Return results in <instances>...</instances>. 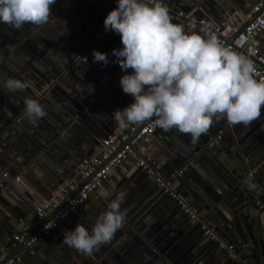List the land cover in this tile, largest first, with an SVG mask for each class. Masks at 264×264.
Masks as SVG:
<instances>
[{"label": "water", "instance_id": "95a60500", "mask_svg": "<svg viewBox=\"0 0 264 264\" xmlns=\"http://www.w3.org/2000/svg\"><path fill=\"white\" fill-rule=\"evenodd\" d=\"M252 1L165 3L173 10L191 12L198 20L208 17L219 22L238 10L245 12ZM115 7V0H56L43 25L25 24L17 30L0 24V243L24 221L17 209L19 202H34L3 175L21 174L39 183L50 200L83 160L94 154L100 141L119 128L111 113L132 102L119 86L125 73L112 62L116 59L112 50L122 46L120 36L109 31L107 39L96 43L105 16ZM187 23L186 32L200 34L199 26L189 32ZM89 48L108 54L107 66L94 63L91 53L71 70L75 59ZM86 63L89 72L84 69ZM9 77L27 81L29 87L9 92L3 87ZM26 96L43 105L44 117H26ZM241 126L225 119L216 121L195 144L188 134L174 129L176 136L163 146L170 159L162 169L163 175L165 170L170 176L182 171L173 180L176 189L189 194L192 206L224 242L234 246L238 259L210 241L200 224H192L178 203L158 189L155 177L135 167L134 174L110 192L126 196L121 205L122 227L109 241L91 254L61 242L48 255L36 250L39 259L32 264H264V201L255 185L256 177L264 179V113L244 126L248 127L245 136L238 134ZM134 153L151 165L138 151ZM99 199L103 203L100 214L108 201ZM26 245L19 244L10 257L20 255Z\"/></svg>", "mask_w": 264, "mask_h": 264}, {"label": "clouds", "instance_id": "9594fccd", "mask_svg": "<svg viewBox=\"0 0 264 264\" xmlns=\"http://www.w3.org/2000/svg\"><path fill=\"white\" fill-rule=\"evenodd\" d=\"M56 0H0V24L17 30L25 24L40 26L49 21ZM105 16V32L120 36L121 47L113 49L112 61L120 66L119 86L132 102L110 115L120 129L148 123L164 131L188 134L193 144L210 126L222 119L229 124L251 125L261 118L264 80L254 78L251 62L220 41L210 25L203 35L188 33L173 23L165 0H115ZM93 62L109 63L108 54L92 51ZM131 69V73L128 70ZM9 92H23L27 81L9 77L3 82ZM30 120L46 115L32 97L23 99ZM106 209L91 230L82 224L63 234L62 243L85 254L109 241L122 227L121 205L126 193L104 192Z\"/></svg>", "mask_w": 264, "mask_h": 264}, {"label": "built area", "instance_id": "2783aa9c", "mask_svg": "<svg viewBox=\"0 0 264 264\" xmlns=\"http://www.w3.org/2000/svg\"><path fill=\"white\" fill-rule=\"evenodd\" d=\"M168 9L172 22L183 25L188 21L187 24L192 29L200 27L201 35L204 26L210 25L220 41L251 62L255 70L254 78L264 80V53L261 49V38L264 35V0H256L239 19L233 22L228 19L219 22L207 18L198 20L192 13L176 11L169 7ZM108 35L109 32L103 30L97 35L96 43L107 39ZM92 49L82 52L73 62L71 70H75L79 63L89 58ZM160 130L150 127L147 122L129 124L126 128H119L113 135L101 140L97 154L84 159L75 173L58 188L50 200L34 206L33 217L12 237L13 247H0V264H23L24 260L20 255L10 257L11 252L19 244L27 243L26 247H33L51 237L54 232L61 231L68 217L81 210L89 200L97 196L109 178L127 164L136 165L147 175L155 177L158 189L178 203L181 210L189 216L191 223L200 224L204 235L209 237L210 241L216 243L220 250L226 251L232 258L238 259L234 246L224 242L216 229L209 226L199 211L192 206L190 198L176 189L173 180L181 175L182 171L171 177L163 175L165 158L158 157L157 149L153 146ZM222 135L221 132L218 138L220 139ZM135 150L146 157L151 165L140 159L134 153ZM3 177L12 187L20 189L23 181L21 174L12 177L9 173H5ZM83 184L85 186L79 191ZM76 192L75 197L65 204L69 196ZM62 205L64 206L55 212ZM53 213V217L48 221V217Z\"/></svg>", "mask_w": 264, "mask_h": 264}, {"label": "crops", "instance_id": "0c3cea01", "mask_svg": "<svg viewBox=\"0 0 264 264\" xmlns=\"http://www.w3.org/2000/svg\"><path fill=\"white\" fill-rule=\"evenodd\" d=\"M255 1L256 0H253L247 6V8L251 4H253ZM176 11H182V10H176ZM183 12H185V11H183ZM243 12H244L243 10L236 11L231 17L228 18V20L231 21V22L236 21L237 19L240 18V16L243 14ZM185 13H187V11ZM188 13H191V12H188ZM193 16H195V15H193ZM195 17L197 18V16H195ZM206 18L209 19L208 17H206ZM182 26L184 27L185 25L183 24ZM192 31H194V29L190 28L189 32H192ZM261 49H262V52L264 53V35L261 38ZM84 66H85V68L84 67L83 68L86 71L89 72V69H90L89 65L86 63ZM261 113L262 114L264 113V109H261ZM247 128L248 127L244 128V126H241V128H239L237 130L238 134L240 136H245L247 134V132H248ZM113 134H111V135H113ZM111 135H109V136H111ZM109 136H107V138ZM175 136H176V133L174 132V129H171L169 131H164V130L161 129L159 131V133L157 134L156 138H155L156 143L153 146H155L156 149H157L156 150V154L158 155V157H162V156L164 158L167 157L165 159L164 165L165 164H169L170 157L164 151L163 146H167L168 145L167 144L168 141L170 142V140L174 139ZM104 139H106V138H104ZM99 146H100V144L97 147H95L93 155L97 154V152L99 151ZM135 167H136V165L127 164L122 169L116 171L109 178V180L105 183L103 189L98 193L97 196H95L91 200H89L81 208V210L71 214L68 217V219L64 223L63 228L61 229V231H57L56 234L54 232L51 237L42 240L36 246L25 247L24 250L20 254V256L23 258L24 262L32 264V262L34 260H38L39 259V257H38L39 255L36 254V250H39L42 253H47V255L51 254V250L50 249H52V248L56 249V244H60L62 242L63 234L67 230L73 229L75 227V225L78 224V223L84 225L86 228L91 230L92 225L94 224V221H95L96 217L99 215L100 210H102V204L103 203H101L99 198H105L104 195H103L104 192H111L114 189H116L121 183H123V181L125 180L127 175H131L130 173H133L135 171ZM171 170H175V169H171ZM163 172H164V175L166 177H171L172 176V175L171 176L168 175L165 170H163ZM255 182H256L255 183L256 188L262 194V199L264 201V179H262L261 177H259V178L256 177ZM40 186L41 185H39V183H36V182H33V181L31 182V181H28L27 179L23 178V181H22V183L20 185V191L22 192V194H25L27 196H31L32 199H34V202L32 204H29L28 202H26V200H21L19 202V204L17 205V209L21 213V217L24 218V221H22L21 224L17 228L14 229L13 234L10 237H6L0 243V247L1 246L13 247L14 242L12 240V237L14 236V234L16 232H18V230L20 228H22L26 223H28L29 220L33 217V215H34V206L36 204H40V203L46 201L47 197H49L50 194L46 190V188H44L42 186L40 187ZM39 189H40V191H39ZM184 191L183 192L179 191V192L181 194L185 195L186 192H184ZM186 195H187V197H189L188 196L189 194H186ZM190 200H192V198H190ZM192 204H194L193 200H192Z\"/></svg>", "mask_w": 264, "mask_h": 264}]
</instances>
